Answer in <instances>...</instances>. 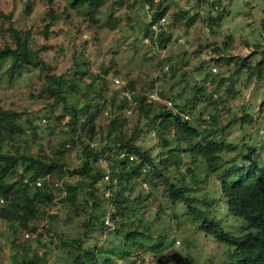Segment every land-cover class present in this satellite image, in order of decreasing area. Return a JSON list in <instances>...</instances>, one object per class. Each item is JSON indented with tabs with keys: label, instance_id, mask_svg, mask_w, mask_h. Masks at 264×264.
I'll use <instances>...</instances> for the list:
<instances>
[{
	"label": "rangeland",
	"instance_id": "rangeland-1",
	"mask_svg": "<svg viewBox=\"0 0 264 264\" xmlns=\"http://www.w3.org/2000/svg\"><path fill=\"white\" fill-rule=\"evenodd\" d=\"M70 2L0 0V10L12 14L13 26L21 34L29 32L30 47L37 52V58L42 59L46 70L65 76L67 88L76 82L85 91L86 85L92 84L94 91L90 95L100 105L81 115V128L74 134L68 124L71 115L66 108L69 103L85 101L87 95L68 90L65 92L66 103H57L56 98L48 96L45 90L47 82L41 72L42 65H24L13 74L10 71L12 60L5 59L0 67V105L19 111L24 128L15 135L13 147L5 145L6 151L19 148L37 157L57 159L71 169L81 164L83 147L80 141L73 143L70 139L80 135L86 143L95 139L100 147L106 143L115 145L128 139L139 127L143 133L135 142L156 155L162 150L160 135L157 129H151L155 125L147 126L146 118L138 109L139 101L132 100L131 106L119 109L121 97L118 95L116 107L111 103L116 90H120L114 80L119 78L127 82L125 90L143 96L146 103H150L151 94L157 92L160 99L152 101L155 110H159V104H164L178 111L174 102L180 100H186L189 105L196 103L192 112H186L188 120L197 123L201 129L212 124L213 117L210 116L215 114L220 126H228L220 140L238 145L228 154L227 160L235 159L245 164L243 153L247 149L245 154L251 159L264 162V0H165L161 7L168 8L167 22L161 26L159 35L163 33L162 37L169 38L163 44L151 32L142 0H105L95 20L90 18L87 5L73 8ZM53 15L57 17L55 20L50 18ZM115 22L118 24L114 27ZM10 26V22L0 16L2 45H13ZM259 62L260 74L256 70ZM242 63L245 64L240 69ZM214 78L217 79L213 82ZM210 92H213V98L219 96L218 102ZM246 114L252 116L254 123L243 124L242 118ZM87 117L91 118V123L84 125ZM118 117H126L128 123L109 137V124ZM182 148L184 163L180 170L171 168V177L181 176L188 165L196 173L204 167L202 161L184 151L188 145L183 144ZM148 175H134L128 192L131 200L149 195L146 207L136 209L134 213L129 210L132 214L129 221L127 216L124 218L129 229L143 230L148 226L154 236L166 234V242L158 252L136 249L127 260L117 251L113 261L135 264L140 258L141 264H189L191 260L196 264H223L233 249L207 234L201 222L189 214L184 201L173 203L166 198L162 178L153 180ZM50 178L49 188L56 197L49 210L58 207L59 219L41 218L30 231L0 218L3 264H18L23 259H37L42 264H74L81 250L60 247L61 238L82 236L90 214L101 220L103 212L111 210L107 198L113 190L106 189L102 181L97 197L88 193V179L80 176L60 179L55 175ZM57 180L61 181L59 187L54 185ZM202 180L191 195L203 200L213 199L211 216L220 219L223 227L232 234L248 232L247 222L229 211L219 182L210 177L207 182ZM70 185L80 189V213L61 202ZM98 201L102 205H97ZM6 204L0 199V207ZM128 206L132 207L131 204ZM96 228L94 238L87 245L108 248L99 253L106 259L113 246H120L123 235L105 229L101 222ZM27 233L30 237H26Z\"/></svg>",
	"mask_w": 264,
	"mask_h": 264
},
{
	"label": "trees",
	"instance_id": "trees-1",
	"mask_svg": "<svg viewBox=\"0 0 264 264\" xmlns=\"http://www.w3.org/2000/svg\"><path fill=\"white\" fill-rule=\"evenodd\" d=\"M46 1L49 4L54 2V0ZM70 3L73 8L87 5L90 18L95 20L105 0H71ZM167 10L166 6L162 14L166 13ZM0 16L5 17L10 22L11 26L8 29L12 33L13 41V45L9 43L0 44V67L2 62L8 58L12 60L10 71L13 74L20 71L24 65H42V59L37 58V52H34L30 47L29 32L21 34L14 28L11 13L0 10ZM50 18L55 20L57 17L53 15ZM117 24L118 22H115L114 27ZM262 25L264 27V21ZM46 34L48 35V32ZM163 35L161 33L158 36L160 44H163L165 39L169 38L167 34L166 38L162 37ZM153 39L152 37V41ZM220 59H223V57ZM260 63H258L256 69L258 74L262 71V67L259 66ZM244 64L242 63L240 69ZM46 69L42 65L41 72L47 82L45 90L48 92V96L56 98L57 103H66L65 92L68 90L82 91L87 95L85 101L78 104L69 103L66 108L71 115L68 122L71 132L77 134L81 128V115L85 112L89 113L93 107L98 108L100 105V102L95 101L90 95L94 88L92 84H87L86 90L83 91L80 86H77L76 82L67 88L65 76L61 73H51ZM81 72L84 73L85 70ZM216 79L214 78L212 81L214 82ZM201 90L204 91L203 88ZM122 91L123 87L116 90L111 100L112 105L116 107L117 99H119L118 95H120L119 109H124L128 105L131 106V102L127 100V97L121 96ZM210 93L213 98V92ZM218 97L213 98L215 102H218ZM133 99L134 102L139 101L138 109L140 114L146 118L147 126L155 125L151 129H157L162 150L153 155L150 150H146L136 143L137 136L143 133L139 127L131 133L128 139L120 140L119 144L106 143L101 147L95 139L90 141L97 142V146L91 147L90 141L86 143L82 136L77 135V139L72 138L70 141L73 143L80 141L82 143V161L79 166L71 169L57 159L48 158L47 156L37 157L26 151L22 152L19 148L15 151H6L5 145L8 144L13 147L14 143L12 144V142L15 135L23 132L24 128L20 123L21 114L19 111L0 105V199L7 202L5 206L0 207V218L6 219L11 225L16 223L18 226L26 227V229L32 231L33 224L41 218H50L49 221L59 219V212L55 214L49 210L56 197L49 188L52 184V178H50L52 175L60 179L66 176H80L83 179H88L90 184L88 193L97 197L98 192L102 189L100 184L102 181V184H106V189L111 188L113 190L110 198H107L111 210L103 212L101 220L97 215L90 214L84 234L76 239L61 238L60 247L81 250L74 260V264H117L113 261V255L117 251L121 252L120 254L127 260L136 249L145 248L148 251L156 252L163 248L166 242V234L154 236L150 233L148 226H145L143 230L129 229L127 220L124 218V216H127L129 221L132 218L129 210L134 213L136 209L146 207L149 195L143 199L137 197L131 200L128 192L131 178L134 175L144 176L149 174V179H163L165 184L164 196L166 198L173 203L184 201L189 214L201 222L202 228L207 234L213 236L219 243L226 244L233 249L223 264H264V162L251 159L249 154H245L247 149L243 153L245 164L235 159L227 160L228 154L238 148V145L232 141L220 140L221 135L225 133L228 126H220L216 122L217 117L215 114L209 115L210 118L213 117V122L203 129L194 121L186 119V116L189 117L187 112H192L197 105L196 103L189 105L186 100H180L177 103L174 102V107L179 109L178 111L169 109L164 104H159V110H155L152 102L146 103L143 96L134 95ZM153 112L154 115L152 116ZM90 119V117H87L84 125L91 123ZM253 120L249 114L242 118L243 124H252L254 123ZM127 123L126 117L112 119L107 135L111 137L112 134L118 133ZM183 144L188 145V148H185L184 151L192 157H196V160L202 161L204 167L199 168L196 173V170L188 165L181 176L171 177L169 174L171 168L176 167L180 170L184 163L183 153L180 151ZM120 150L134 153L137 159L130 162L115 158ZM110 152L111 154L116 152L114 158L110 159L108 166L112 178L116 179V182H105L104 176L107 168L100 167L101 157ZM209 177L219 182L222 195L228 202L229 211L235 216L242 217L247 222L250 227L248 232L237 235L232 234L226 230L225 226L223 227L220 219L211 216L210 206L214 202L213 199L203 200L191 195L202 184V179L207 182ZM40 179L43 182L41 185H37L36 182ZM79 190L77 185L67 186L65 197L61 199L62 203L69 204L76 213L82 211L79 202ZM116 191L118 192L116 193ZM96 204L102 205V202L98 201ZM128 204H131L132 207L130 208ZM108 215L110 216L111 225L105 224V218ZM99 222L105 229L123 235L124 239L120 246H113L109 250L110 255L106 259H102L99 253L103 249L108 251V248L87 245V242L94 238L93 233L97 232L96 225ZM134 257L136 256L134 255ZM134 259L133 261H135ZM139 261L142 262L140 258ZM0 264H3L1 258ZM18 264L42 263L37 259H23ZM124 264H127V262ZM189 264H196L195 260H191Z\"/></svg>",
	"mask_w": 264,
	"mask_h": 264
},
{
	"label": "built area",
	"instance_id": "built-area-1",
	"mask_svg": "<svg viewBox=\"0 0 264 264\" xmlns=\"http://www.w3.org/2000/svg\"><path fill=\"white\" fill-rule=\"evenodd\" d=\"M143 1V4L145 5V8H146V11L148 13V16H149V27L151 29V32L153 33L154 37L157 38L159 36V33L161 31V26L164 25L166 22H167V14H162V12L164 11V9L161 7V5H164L165 3V0H142ZM146 41L149 42V38H146ZM214 71H217V68L214 67L213 68ZM115 83L117 85H119L120 88L123 87V91H122V97H127V100H129L130 102L133 99V96H134V93L133 92H130L128 90H125L124 87H126L127 85V82L124 81V80H121L119 78H115ZM160 97L158 95L157 92H154L151 94V98L149 99L150 102L152 101H157L159 100ZM171 102V101H170ZM169 102V103H170ZM168 104V102H165ZM172 105V102L170 103ZM186 119H188L189 117L186 116L185 117ZM90 146L91 147H96L97 146V142L95 141H90ZM114 158L113 154L110 153H105L101 159H100V163L102 166H105V168H107L106 170V174L104 176V181L105 182H111V181H114L116 182V179H113L112 178V175L110 173V170H109V164H110V159ZM116 158H119V159H124V160H128L130 162H133L137 159L136 155L134 153H131L127 150H120L117 155H116ZM42 180H37V185H41L42 184ZM54 185L56 187H59L61 186V181L57 180L54 182ZM52 213H58L59 210H58V207H55L51 210ZM105 224L106 225H111V221H110V216L108 215L106 218H105ZM26 237H30V234L27 233L26 234ZM137 264H140V262H138Z\"/></svg>",
	"mask_w": 264,
	"mask_h": 264
},
{
	"label": "clouds",
	"instance_id": "clouds-1",
	"mask_svg": "<svg viewBox=\"0 0 264 264\" xmlns=\"http://www.w3.org/2000/svg\"><path fill=\"white\" fill-rule=\"evenodd\" d=\"M138 262H140V261H139V260H137L135 264H137ZM140 264H141V262H140Z\"/></svg>",
	"mask_w": 264,
	"mask_h": 264
}]
</instances>
